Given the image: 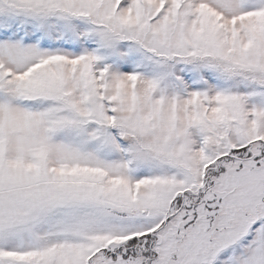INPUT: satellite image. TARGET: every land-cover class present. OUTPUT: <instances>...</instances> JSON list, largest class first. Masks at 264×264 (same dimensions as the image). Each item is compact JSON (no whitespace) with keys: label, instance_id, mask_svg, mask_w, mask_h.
Here are the masks:
<instances>
[{"label":"snow or ice","instance_id":"obj_1","mask_svg":"<svg viewBox=\"0 0 264 264\" xmlns=\"http://www.w3.org/2000/svg\"><path fill=\"white\" fill-rule=\"evenodd\" d=\"M0 264H264V0H0Z\"/></svg>","mask_w":264,"mask_h":264}]
</instances>
